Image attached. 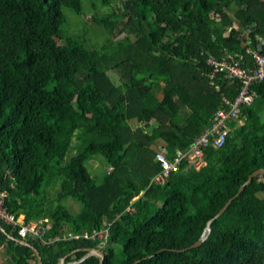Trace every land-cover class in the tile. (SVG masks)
<instances>
[{
	"label": "trees",
	"instance_id": "1",
	"mask_svg": "<svg viewBox=\"0 0 264 264\" xmlns=\"http://www.w3.org/2000/svg\"><path fill=\"white\" fill-rule=\"evenodd\" d=\"M115 1L92 4L91 18L108 38L91 47L84 34L61 29L62 9L82 15V0H0L4 205L26 221L46 219L45 237L106 223L103 264H264V174L212 222L199 247L177 251L196 242L247 177L264 168V80L249 86L252 102L228 123L221 147L205 148L200 168L182 161L164 183L153 180L161 169L156 152L166 149L171 159L188 149L238 94L240 80L225 71L212 76L207 60L243 55L251 68L247 49L264 53V43L257 50L264 0H119L121 13ZM116 31L125 35L115 42L109 36ZM133 127L142 130L140 140ZM74 138L75 154L66 158ZM158 141L150 156L148 145ZM96 156L106 165L100 180L84 165ZM68 197L80 203L78 212L62 204ZM5 232L0 250L12 264H37L31 248ZM25 240L42 264H59L65 256L66 262L81 258L100 238Z\"/></svg>",
	"mask_w": 264,
	"mask_h": 264
},
{
	"label": "built area",
	"instance_id": "2",
	"mask_svg": "<svg viewBox=\"0 0 264 264\" xmlns=\"http://www.w3.org/2000/svg\"><path fill=\"white\" fill-rule=\"evenodd\" d=\"M247 53L253 63V67H245L243 55H239V61L234 59V55L227 53L226 58L216 60L209 58L207 64L213 67L212 76L217 72L225 71L228 76L235 77L240 80L241 86L234 100H226L228 108L218 109L213 117L212 124L204 129L198 136L195 137L190 147L186 150H177L174 156L170 159L165 151L160 149L155 154V159L160 163V172L153 178L156 182H164L171 172L175 171L180 162L186 161L190 166L198 169L204 164V150L208 146L214 148L221 147L228 136V123L236 119L240 106L242 104H250L253 100V95L249 90V86L256 81L264 80V53L256 50L247 49ZM242 62V66L239 63ZM249 68V69H248ZM110 171V168H108ZM7 193L0 190V220L13 227L20 239L36 238L42 245H50L60 239L78 240L81 238L96 240L100 238L96 247L100 248L107 240L108 227L106 223L100 228H92L83 230L78 233L71 231L65 232L63 235H55L53 237H45L46 227L44 223L46 219H35L26 221L23 214L9 211L4 205V199Z\"/></svg>",
	"mask_w": 264,
	"mask_h": 264
},
{
	"label": "rangeland",
	"instance_id": "3",
	"mask_svg": "<svg viewBox=\"0 0 264 264\" xmlns=\"http://www.w3.org/2000/svg\"><path fill=\"white\" fill-rule=\"evenodd\" d=\"M98 3V0H82V5H83V14L82 15H77L75 14L71 9L68 8H63V14L65 17V22L61 26V29L63 30L64 33L69 34V35H81L84 34V37L87 40V44L91 47L94 46H101L107 44V38L108 34L103 30L102 27L98 26L95 24V22L92 20V4ZM114 7L116 9V12L121 13L119 8L121 7V3L119 0H116L114 3ZM261 7L264 8L262 5ZM261 8V9H263ZM112 9H103L101 8L99 10L100 13L103 12H110ZM119 18V17H118ZM123 24V22H121ZM119 24V27L122 24ZM235 26H237L236 23H234ZM125 35L124 32H114V35L109 36L113 41H117L118 39H121ZM121 79V78H120ZM122 79L121 81H123ZM240 123V122H239ZM132 133H134V138L137 140L141 139L142 135V130H139L137 127L132 128ZM78 143V140L74 138L73 140V145L74 147L68 151L66 158H68L71 155L75 154L76 150V145ZM162 144V142H155L152 144L148 145L147 151L150 153V156H152L158 149L159 146ZM142 152V151H141ZM135 153L134 154V162L138 163L139 167V162H141V156L140 153ZM144 153V152H143ZM142 154V153H141ZM139 156V157H138ZM85 167L89 170L90 174L96 179L100 180L102 175L105 172L106 165L104 163V160L100 156L92 157L89 160H87L84 163ZM109 168V167H108ZM164 183V182H162ZM54 192L51 191V196L53 197ZM62 204L67 207V209L72 212L76 213L80 210V203L77 202L76 200L72 198H65L62 201ZM29 237H27L28 239ZM0 260H2V263L0 264H12V262L9 260V257L3 253L2 250H0Z\"/></svg>",
	"mask_w": 264,
	"mask_h": 264
},
{
	"label": "water",
	"instance_id": "4",
	"mask_svg": "<svg viewBox=\"0 0 264 264\" xmlns=\"http://www.w3.org/2000/svg\"><path fill=\"white\" fill-rule=\"evenodd\" d=\"M264 41L263 39H260V43L258 44V48L257 50H261L262 48V45H263ZM165 152H167L166 149H164ZM259 174H264V168H259L255 171H253L248 177L247 179L241 184L239 190L237 193H235L230 199H228V201L225 203V205L211 218L208 220L207 224H206V227L204 228L202 234L200 235V237L198 238V240L196 242H194L192 245H190L189 247L187 248H183V249H180V250H177L178 252H184L188 249H191V248H196V247H199L208 237V235L210 234L211 232V224L214 220H216L219 216H221L223 214V212L227 209V207L231 204V202L236 198L238 197V195L244 190V188L252 181V179L259 175ZM0 230L2 232H5L2 225L0 224ZM6 233V232H5ZM7 237L9 239H12L14 241H16L17 243L21 244V245H25V246H28L31 248V250L33 251V253L35 254L36 256V259H37V264H42V260H41V257L38 253V250L32 246L31 244H29L26 240L24 239H20V238H16V237H13L12 235L10 234H7ZM89 257H96L98 260H99V264H103V261H104V253L103 251L98 248V247H91V248H88L86 249V253L79 259H75V260H70V261H65V257H62L60 258L59 260V264H80L81 262H83L84 260H86L87 258ZM148 257H151V256H148ZM146 258V257H145ZM143 258V259H145ZM141 260H137L135 262H133L132 264H138Z\"/></svg>",
	"mask_w": 264,
	"mask_h": 264
},
{
	"label": "crops",
	"instance_id": "5",
	"mask_svg": "<svg viewBox=\"0 0 264 264\" xmlns=\"http://www.w3.org/2000/svg\"><path fill=\"white\" fill-rule=\"evenodd\" d=\"M241 123V122H240ZM0 263H2V260H0Z\"/></svg>",
	"mask_w": 264,
	"mask_h": 264
}]
</instances>
